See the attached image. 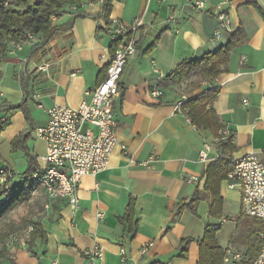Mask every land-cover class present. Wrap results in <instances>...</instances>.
Returning a JSON list of instances; mask_svg holds the SVG:
<instances>
[{
  "label": "crops",
  "instance_id": "1",
  "mask_svg": "<svg viewBox=\"0 0 264 264\" xmlns=\"http://www.w3.org/2000/svg\"><path fill=\"white\" fill-rule=\"evenodd\" d=\"M194 1L115 0L105 18L102 0H82L52 18L48 41L39 38V45L10 52L0 63V120H6L0 140L10 146L12 158L19 157L22 153L11 150V141L27 134L35 172L44 167L39 158L45 155V144L36 131L45 127L46 111L88 102L85 92L104 79L112 53L111 21L139 22L136 55L119 80L121 94L114 105L117 145L107 169L82 178L76 210L63 201L50 202L38 221L43 238L32 242V253L27 250L29 233L28 240L7 247L15 264H86L84 252L94 245L102 250L98 264H120L121 249L125 264H198L199 243L217 225L219 247L245 255V231L252 218L240 215V191L226 187V176L219 187L223 219L210 215L205 173L218 148L212 147L205 161L199 154L215 137L188 122L177 105L217 89L212 108L221 131L233 138L231 159L251 153L264 163V0H204V10L196 9ZM217 12L227 16V27L219 26ZM217 30L219 38L214 37ZM238 30L245 40L212 83L192 77L180 85H162L181 65L225 47ZM42 65L47 66L45 72L37 69ZM153 91L161 96L152 97ZM23 101L30 124L22 111L14 110ZM27 126L41 145L36 154L30 149ZM12 164L0 166L12 172V180L22 177L24 182L25 169ZM23 164L26 167L27 160ZM195 197L192 212L186 206ZM129 203L136 222L133 236L119 223ZM231 207L239 214L233 223L228 220ZM237 233L242 238L231 241Z\"/></svg>",
  "mask_w": 264,
  "mask_h": 264
},
{
  "label": "built area",
  "instance_id": "2",
  "mask_svg": "<svg viewBox=\"0 0 264 264\" xmlns=\"http://www.w3.org/2000/svg\"><path fill=\"white\" fill-rule=\"evenodd\" d=\"M44 1V0H33ZM9 0L5 1V6ZM194 7L204 10V0H195ZM76 6H73L75 9ZM220 27H227V16L222 12L216 13ZM112 53L106 65L104 79L92 90L86 91L88 102L81 103L77 108L53 107L46 111L47 123L45 127L36 131V136L45 144V155L39 158L44 164L43 169L35 171L25 179L28 188L43 192L46 203L63 201L71 208H78L77 191L83 177H95L108 167L111 153L117 145V125L114 118V105L121 91L119 80L124 67L135 57L137 52L139 22L134 20L130 25L120 21H111ZM220 31L214 33L219 38ZM40 44L39 37L26 33L24 36L9 42V53L21 50L26 46ZM40 72L47 70L46 65L37 68ZM151 96L160 97L159 91H153ZM182 100L177 105V111L188 118V110ZM1 119L0 123L5 124ZM229 137L227 130L219 133L212 143L204 145V151L199 154V160H207V153L218 143ZM121 149L124 151V147ZM218 157V155H217ZM13 174L6 167L0 168V188L7 190ZM190 179L188 182H191ZM226 187L240 191V215L259 220L263 223L258 232L260 249L258 255L248 264H264V163L254 154H246L232 159L231 171L226 178ZM100 218L101 215H98ZM225 220L221 222L224 223ZM218 225L212 227L218 229ZM86 264H98L102 259V250L97 245L84 252ZM120 264L126 263V253L120 250ZM245 255L228 247L224 251L223 263L237 264L244 260Z\"/></svg>",
  "mask_w": 264,
  "mask_h": 264
},
{
  "label": "trees",
  "instance_id": "3",
  "mask_svg": "<svg viewBox=\"0 0 264 264\" xmlns=\"http://www.w3.org/2000/svg\"><path fill=\"white\" fill-rule=\"evenodd\" d=\"M6 0H0V63L3 62L9 54V42L24 36L26 33L33 34L43 42L48 41L52 35L51 20L58 17L67 7L76 6L82 0H9L5 6ZM115 0H102V15L107 18L110 14L112 3ZM260 11V9L257 7ZM245 36L241 30L232 34L227 45L218 51L208 53L200 59L185 63L168 75L162 82L163 86L182 84L192 77H199L201 81L212 83L223 71L228 63L231 52L243 41ZM1 75V74H0ZM26 87H23L25 99L27 98ZM218 90H207L200 96L185 102L184 107L192 124L197 128L209 131L215 138L219 137L222 130L219 117L212 108V104L217 98ZM14 110H20L25 116V120L30 124L31 119L26 110V102L16 107ZM5 129V124H0V133ZM28 135H19L11 141V150L13 152L21 151L28 158L27 167L23 173L25 179L29 178L34 172L36 166L34 158L30 155L27 147ZM232 136L225 141L218 143V157L206 169L205 191L210 195V215L220 218L222 213V199L219 194L221 182L231 171V155L235 152L232 144ZM28 183L24 182L16 185L10 195H6L0 188V220L18 203L26 200V189ZM2 191V192H1ZM6 195V196H5ZM198 198H194L186 206L190 211H194ZM129 203L125 215L119 219V223L126 227L131 236L135 233L136 222L133 220V207ZM263 223L256 219L248 220L246 227V247L245 257L250 261L259 253L260 241L258 232ZM43 238V232L39 222L31 224L29 231V245L27 250L32 253V242L35 238ZM242 238L239 233L231 241L236 242ZM2 239V238H0ZM189 242L183 243L182 251L187 250ZM224 251L219 247L216 240V230L205 232L203 239L199 243V261L198 264H223ZM245 258V259H246ZM15 264L8 249L5 246L0 247V263ZM245 264V263H243Z\"/></svg>",
  "mask_w": 264,
  "mask_h": 264
},
{
  "label": "rangeland",
  "instance_id": "4",
  "mask_svg": "<svg viewBox=\"0 0 264 264\" xmlns=\"http://www.w3.org/2000/svg\"><path fill=\"white\" fill-rule=\"evenodd\" d=\"M26 131L30 134V149L31 151H33V154H36L41 150V145L39 144L40 142L35 138L34 133L30 130V128H28V126L26 127ZM10 153V146L5 141L0 140V164L4 163L11 165L13 162H16V164H12L14 169L17 168L21 171L24 169L26 170L27 166L25 167V164L23 163L24 161L28 160V158L25 156V154L21 152L22 155L19 156L20 158L17 155H14V158H12ZM21 161L23 162L21 163ZM1 167L5 166H0V168ZM21 183H23L22 177L15 178L10 182L8 189L3 191H6V195H10L14 191V187ZM45 203L46 200L41 190L27 188L26 200L14 206L0 220V238H2L0 239V247H10L11 244H16L20 239L23 238L25 241L28 240L27 237L29 229L31 228V224L38 222L47 213L44 208ZM237 214V207H231V210L228 211V215L230 216L228 220L230 221V223L235 222V215ZM219 219H223L222 215ZM249 262L250 260L246 258L242 262L237 264H248Z\"/></svg>",
  "mask_w": 264,
  "mask_h": 264
}]
</instances>
